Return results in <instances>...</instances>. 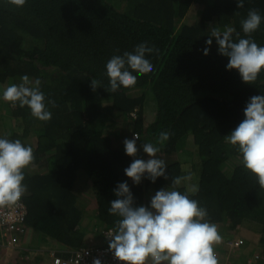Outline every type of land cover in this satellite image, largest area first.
I'll return each mask as SVG.
<instances>
[{"label": "trees", "instance_id": "1", "mask_svg": "<svg viewBox=\"0 0 264 264\" xmlns=\"http://www.w3.org/2000/svg\"><path fill=\"white\" fill-rule=\"evenodd\" d=\"M252 8L264 15V0H245L240 8L236 0H27L23 6L0 0V88L27 74L39 78L46 97L55 101L49 105L52 118L41 121L27 106L0 100V128L20 117L23 128L17 124V133L8 136L34 149L31 169H25L27 225L59 248H77L85 244V228L75 205L81 192L76 186H92L98 195L96 221L115 230L118 217L108 208L118 182L127 180L135 203L148 205L173 178L188 177L179 190L197 185L189 195L207 208L212 222L233 229L257 222L264 246V187L225 140L243 119L248 98L264 93V71L253 83L244 82L237 69L225 67L228 57L218 52L216 38L205 43L213 27L245 35L241 21ZM251 35L264 44V22ZM142 41L155 46L148 54L152 71L134 86L112 92L106 61L117 49L132 51ZM50 69L56 70L53 78ZM73 70L78 76L69 74ZM136 87H148L151 96L132 98L121 91ZM135 105L134 121H116ZM163 130L171 135L157 155L168 161L167 178L134 184L124 169L134 158L148 156L126 154L123 137L136 132L159 144ZM30 131H38L34 144L24 140ZM231 159L237 161L226 172ZM22 251L28 250L0 246V264L32 263ZM40 258L35 255L33 263Z\"/></svg>", "mask_w": 264, "mask_h": 264}, {"label": "clouds", "instance_id": "2", "mask_svg": "<svg viewBox=\"0 0 264 264\" xmlns=\"http://www.w3.org/2000/svg\"><path fill=\"white\" fill-rule=\"evenodd\" d=\"M10 2L23 6L27 0H10ZM236 2L238 8L245 4V0H236ZM262 22H264V15L252 8L241 21L245 35L242 36L233 27H227L225 30L213 27L211 35L205 41L206 45L210 46L213 43L212 37L216 38L218 52L228 57L225 67L229 70L237 69L244 82L253 83L264 71V44H258L251 35L259 29ZM154 51H156L154 45H150L148 41H142L136 44L132 51L125 50L120 54L117 49L116 53L110 55L105 64V74L108 77L110 90L116 92L121 87L134 86L139 76L152 71L154 65L148 54ZM209 51L210 47L206 46L203 49L205 55ZM50 70L51 74L48 77L53 78L56 76V70ZM69 74L72 77L78 76L76 70ZM92 82L95 84L94 80ZM4 85L6 87L0 88V100L9 101L13 105L18 104L20 107L27 106L32 116L38 120L48 121L52 118L49 105L54 106L55 101L46 97L39 78H29L27 74H24L19 82L11 80L10 84L9 81H5L1 83V87ZM136 89L141 90L137 96L143 95L145 98L151 96L148 87L121 91L133 98L137 96L132 95L131 92ZM138 110V105H135L126 115L117 114L116 121L124 117L125 123L128 124L137 117ZM242 112L244 113L243 119L225 135V140L237 148L241 154L240 162L242 161L243 166L256 176L258 184L264 187V93L250 96ZM9 122H16V127L18 124L23 128L20 117H14ZM16 127L12 129L9 127L10 133L0 134V205H12L20 199L24 202V194L27 190V185L24 183L25 169L34 160V149L30 144L22 142L19 138H9L8 135L17 133ZM170 135L168 130L161 131L159 144L147 142L149 138L140 136L136 132H130L125 137L123 143L126 154L136 157L137 152L142 151L141 147L143 152L148 154L147 159L134 158L124 169L125 174L132 179L134 184H139L144 178L152 182L161 176L167 178L168 163L157 153ZM224 166L225 171L228 172L226 164ZM191 176H193L192 173ZM187 178H173L169 186L155 192L148 205L135 203L134 194L127 180L117 183L113 189L116 198L110 201L108 211L118 219L115 232L107 236L109 237V250L116 258L126 264H218L214 246L222 242V234L217 224L208 218L207 208L197 199L192 198L188 191L182 192L177 187L182 179ZM190 191L197 192L198 186L193 184ZM25 206L26 214L23 222L14 231L5 236L0 235L1 247L19 251L26 248L15 238L17 233L26 231V203ZM103 229H99L101 236H103ZM42 237H45L44 240L50 238L44 235ZM236 240L238 239L231 240L232 245L229 244L230 241L227 243L232 249L237 248L239 251L242 244L234 245ZM89 242L81 246L106 243L104 239H100L98 243L89 239ZM49 248L59 249L64 256H68L75 249L49 246L43 250H35L32 252L33 256L37 254L43 256L36 263L30 264H47L45 255ZM256 253L264 254V247L261 250L253 249L249 255L244 254L229 263L239 264L245 257ZM23 254L29 253L22 251ZM93 264H102V261L96 258ZM256 264L264 263L256 260Z\"/></svg>", "mask_w": 264, "mask_h": 264}, {"label": "rangeland", "instance_id": "3", "mask_svg": "<svg viewBox=\"0 0 264 264\" xmlns=\"http://www.w3.org/2000/svg\"><path fill=\"white\" fill-rule=\"evenodd\" d=\"M6 87V85L2 86L1 88ZM141 93V90L136 89L131 92L132 95L137 96ZM243 115V112H242ZM118 117V116H117ZM120 117V116H119ZM2 118V115H1ZM118 122L125 123V118L121 117L118 118ZM121 124V123H120ZM1 126V123H0ZM9 127L12 129L16 127V122H10L9 126L7 128L3 129L0 128V134L2 133H10ZM116 125H114V129H116ZM38 133V131H30L25 138L26 142H31L32 144L35 143V135ZM125 139V136L123 137V140ZM141 150L143 152V149L141 147ZM145 156H148V154H144ZM236 159H231L227 161L226 167L228 168V171L232 168V163H235ZM27 170H30V167H26ZM194 176V175H193ZM79 182H82L79 180ZM75 189L81 190L78 197H76L75 205L77 208L81 211L82 217L84 220L82 221L81 225L85 228V233L83 237V241H85L86 244L90 243L89 239H91L93 242H100L99 236L100 234V225L99 223L94 219L96 217V203H97V197L98 195L93 194L92 186L86 185L82 188V186H76ZM150 193V192H149ZM218 230L222 234V242H228L235 238L239 240V243L242 244L241 249L239 251H236V254H238V258L245 255H249L250 252L254 250H261L263 245L260 243V230L261 225L257 222H244L241 226L236 227L235 229L231 228L227 223L224 222H217ZM42 236L40 232L32 227L31 225L26 226V231L22 233H17L15 238L16 241H19L23 247L27 246H34L38 244H45L47 245H53V241H43ZM47 240V239H46ZM42 241V242H41ZM18 244V242H16ZM236 250H238L236 248ZM9 256V253L7 254Z\"/></svg>", "mask_w": 264, "mask_h": 264}, {"label": "built area", "instance_id": "4", "mask_svg": "<svg viewBox=\"0 0 264 264\" xmlns=\"http://www.w3.org/2000/svg\"><path fill=\"white\" fill-rule=\"evenodd\" d=\"M26 214V206L22 199L12 205H0V235L14 231V229L23 222ZM113 228H106L102 230L104 240L103 245H86L73 249L68 256H62L59 249H47V264H93L96 258L102 261V264H126L116 258L108 247L107 237L110 233H114ZM232 245V241L229 242ZM239 241H234V245H238ZM256 260H261L264 263V254L256 253L245 259L239 264H256ZM147 264V263H146ZM218 264H230L221 263Z\"/></svg>", "mask_w": 264, "mask_h": 264}, {"label": "crops", "instance_id": "5", "mask_svg": "<svg viewBox=\"0 0 264 264\" xmlns=\"http://www.w3.org/2000/svg\"><path fill=\"white\" fill-rule=\"evenodd\" d=\"M166 161H167V160H166ZM167 163H168V161H167ZM184 167H185L186 169L188 168L187 165H185ZM186 171H187V170H186ZM177 187H179V186H177ZM190 188H191V186H187V190L189 191V193H192V192L190 191ZM78 195H79V194H78ZM94 219L97 220V217H94ZM82 220H84L83 217H81V220H80V221H82ZM81 226H82V225H80V227H81ZM44 239H45V237H42L41 240H44ZM45 241H53V240H51L50 238H48V239L45 240ZM41 242H42V241H41ZM49 246H51V245H47V244H45V245L43 246V244H38V245L28 246V247H26L25 249H27V250H28L27 252H29V254L27 255V258H28L30 261L33 262V261L35 260V256H33L32 252L35 251V250H37V251H39V250H43L44 248H47V247H49ZM52 246H54V247H59V246L56 245L55 242H53V245H52ZM214 248H215V252H216V254H217V256H218V262H221V263H229V262H232V261L236 260V259L238 258V256H239L238 254H236V251H237V250L232 249V248L228 245L227 242H225V243L221 242L220 244L215 245ZM36 256H38V257H42L43 255H42V254H37Z\"/></svg>", "mask_w": 264, "mask_h": 264}]
</instances>
